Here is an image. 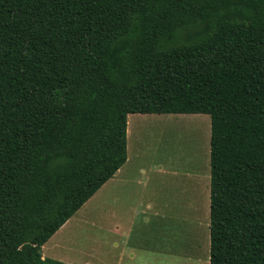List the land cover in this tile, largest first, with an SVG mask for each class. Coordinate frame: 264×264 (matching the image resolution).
Instances as JSON below:
<instances>
[{
  "label": "trees",
  "instance_id": "obj_1",
  "mask_svg": "<svg viewBox=\"0 0 264 264\" xmlns=\"http://www.w3.org/2000/svg\"><path fill=\"white\" fill-rule=\"evenodd\" d=\"M133 113L209 115L208 264H264V0H0V264H69Z\"/></svg>",
  "mask_w": 264,
  "mask_h": 264
},
{
  "label": "rangeland",
  "instance_id": "obj_2",
  "mask_svg": "<svg viewBox=\"0 0 264 264\" xmlns=\"http://www.w3.org/2000/svg\"><path fill=\"white\" fill-rule=\"evenodd\" d=\"M158 115L141 118L146 125L139 129L133 127V114L127 115V159L119 168V178L127 183L114 187L112 194L88 199L67 220L55 245L64 243L68 253L58 249L56 254L83 258L94 253L105 264H114V252L122 250V264H133L129 253L136 246V256H145L136 264L208 263L209 115ZM133 181L150 183L155 211L150 222L142 227L138 223L134 232ZM139 245L153 251L140 253Z\"/></svg>",
  "mask_w": 264,
  "mask_h": 264
},
{
  "label": "crops",
  "instance_id": "obj_3",
  "mask_svg": "<svg viewBox=\"0 0 264 264\" xmlns=\"http://www.w3.org/2000/svg\"><path fill=\"white\" fill-rule=\"evenodd\" d=\"M130 115V114H128ZM153 116H159L158 114H154V113H133V127L135 128H142L146 125L145 122H143V120H141V118H145V117H153ZM210 124V121H209ZM210 128V125H209ZM134 131V129H133ZM120 169H118L114 175L109 178L89 199L93 198L94 196H102L104 193H108L110 191V193L112 194V189L114 187H119L122 185H125L127 183V180L125 179H120ZM124 175V173H122ZM141 183L133 181V193H134V197H133V232L136 230L134 229V226L137 225L139 223V225L145 226L147 225L151 218L154 216L155 211H154V205L152 203V201L150 200V183L148 182H143L141 187H140ZM136 190V191H135ZM107 191V192H105ZM205 193H206V201H207V208H208V201H209V186H208V182H207V187L205 189ZM94 197V198H95ZM98 197V198H99ZM93 198V200H95ZM97 198V197H96ZM197 202H200L199 199ZM159 212V210H158ZM208 213V211H207ZM67 222V221H66ZM64 223L56 232H54L49 239L42 245L41 247V256L47 257V258H52L55 260H59L65 263H69V264H105L103 260L99 259L98 257H96V255L94 253H86L83 254V258H79L77 255L74 254H70V257H62L59 254H56L54 251L58 249L60 250V253H63L62 250L66 251L65 253H68V247L67 245H65L64 243L62 244V242H60L58 245L59 246H55L57 245V242L59 241V237L62 234V231L64 230L65 226L68 225V223L70 221H68L67 223ZM147 227H144L142 230L146 229ZM139 236L141 238H144L145 235L142 234L139 231ZM120 243H122V241H119ZM119 243H115V247L118 246ZM56 247V248H55ZM138 248L136 246H133V253L130 252L129 253V259L132 260L133 259V264H136V260L139 259H144L145 256H136V252H137ZM110 251V250H108ZM149 252L151 250H148ZM147 249L142 248V246L139 245V252L140 253H146L148 252ZM153 251V250H152ZM151 251V252H152ZM59 252V251H58ZM72 256H74L75 258H72ZM114 264H122L123 263V251H119L117 254L114 252ZM154 264V263H151ZM158 264V263H155ZM208 264V263H207Z\"/></svg>",
  "mask_w": 264,
  "mask_h": 264
},
{
  "label": "bare ground",
  "instance_id": "obj_4",
  "mask_svg": "<svg viewBox=\"0 0 264 264\" xmlns=\"http://www.w3.org/2000/svg\"><path fill=\"white\" fill-rule=\"evenodd\" d=\"M130 121V120H129ZM128 122V121H127Z\"/></svg>",
  "mask_w": 264,
  "mask_h": 264
}]
</instances>
